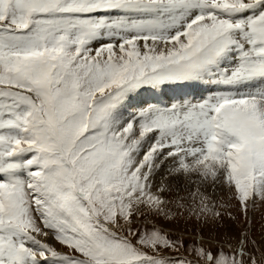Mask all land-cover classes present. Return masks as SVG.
Segmentation results:
<instances>
[{"label":"snow or ice","instance_id":"6c2138e0","mask_svg":"<svg viewBox=\"0 0 264 264\" xmlns=\"http://www.w3.org/2000/svg\"><path fill=\"white\" fill-rule=\"evenodd\" d=\"M258 204L264 0H0V264H264Z\"/></svg>","mask_w":264,"mask_h":264},{"label":"rangeland","instance_id":"374dc122","mask_svg":"<svg viewBox=\"0 0 264 264\" xmlns=\"http://www.w3.org/2000/svg\"><path fill=\"white\" fill-rule=\"evenodd\" d=\"M183 194L184 193L182 192L181 195ZM250 214L252 216V221H253L252 232L254 237L258 239L261 235V225L262 223H264V204H258L254 208V210L250 212Z\"/></svg>","mask_w":264,"mask_h":264},{"label":"bare ground","instance_id":"6f19581e","mask_svg":"<svg viewBox=\"0 0 264 264\" xmlns=\"http://www.w3.org/2000/svg\"><path fill=\"white\" fill-rule=\"evenodd\" d=\"M169 95H171V93ZM145 98H149V97H145Z\"/></svg>","mask_w":264,"mask_h":264}]
</instances>
